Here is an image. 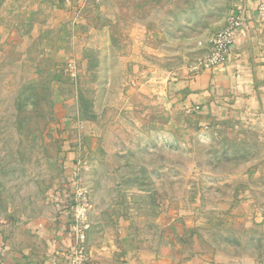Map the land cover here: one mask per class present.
I'll return each instance as SVG.
<instances>
[{"label": "rangeland", "instance_id": "1", "mask_svg": "<svg viewBox=\"0 0 264 264\" xmlns=\"http://www.w3.org/2000/svg\"><path fill=\"white\" fill-rule=\"evenodd\" d=\"M121 1L59 0L55 25L49 8L0 7V228L17 241L44 192L62 185L70 147L69 216L87 204L92 257L124 258L128 231L144 259L185 225L220 260L264 264V231L240 200L264 165L262 131L249 119L199 128L162 93L198 73L228 0ZM253 203L264 210L263 191Z\"/></svg>", "mask_w": 264, "mask_h": 264}, {"label": "crops", "instance_id": "2", "mask_svg": "<svg viewBox=\"0 0 264 264\" xmlns=\"http://www.w3.org/2000/svg\"><path fill=\"white\" fill-rule=\"evenodd\" d=\"M13 2L25 10L49 8L48 22L55 25L60 21L59 16L57 17L59 20L54 18L57 12L62 10L59 0H0L1 10ZM261 2L264 0H228L230 9L240 13L242 22L226 60L210 70L171 79L163 87L162 93L168 104L189 114L199 128L249 119L264 135V18L257 16V8ZM123 3L125 2L121 0H112L113 8L120 9ZM136 5L139 8L147 7L144 0ZM167 7L169 12V9H177L178 4L172 2L170 5H164L163 9L167 10ZM117 16L116 20H112L113 23L119 22L120 15ZM147 30L149 33V29ZM1 43L6 44L5 38H1L0 46ZM61 131L62 134L68 132L65 128H61ZM73 151L74 149L69 147L60 152L59 164L63 167L65 179L62 185L52 186L44 192L41 211L19 227L16 232L17 241L12 239L15 232L10 233L11 231L0 228V264H73L71 253L75 244L69 231V202L74 190L70 175V170L74 166ZM253 169L255 172L250 176L252 183H249L245 189H248L247 192H244L240 200L245 203L251 200V204L245 205L248 209L245 217L248 225L264 231V210L253 203L258 192H264V165L254 166ZM188 230L190 229L187 226L180 225L173 236L168 237V231L164 232L165 241L161 242L159 251L144 259L135 253L134 247L130 244L128 231L124 258L120 260L96 255L92 257L88 246V235L84 242L85 254L88 257L87 264H257L258 262L251 256L241 257L239 261L220 260L203 249L196 227L193 226L190 231ZM185 246L189 248L188 253L182 252Z\"/></svg>", "mask_w": 264, "mask_h": 264}, {"label": "built area", "instance_id": "3", "mask_svg": "<svg viewBox=\"0 0 264 264\" xmlns=\"http://www.w3.org/2000/svg\"><path fill=\"white\" fill-rule=\"evenodd\" d=\"M257 16L264 18V2H261L257 8ZM242 18L239 12H233L228 16L226 25L212 36L209 40L206 54L199 60L195 67L196 72L210 70L223 63L234 44L235 34L241 26ZM73 190V197L75 196ZM87 204H83L81 209L69 216V231L74 239V250L71 253L73 264H87L88 257L85 254L86 240L85 236V212ZM69 209H71L69 205Z\"/></svg>", "mask_w": 264, "mask_h": 264}]
</instances>
